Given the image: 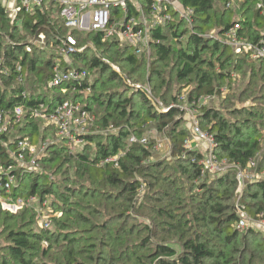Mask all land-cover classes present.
I'll use <instances>...</instances> for the list:
<instances>
[{"label":"trees","instance_id":"16d2710c","mask_svg":"<svg viewBox=\"0 0 264 264\" xmlns=\"http://www.w3.org/2000/svg\"><path fill=\"white\" fill-rule=\"evenodd\" d=\"M177 1L193 9L192 29L176 17L154 29L149 57L136 55L131 45L102 41L100 32L83 35L68 29L40 11L12 25L0 6V108L51 107L72 98L96 114L94 131L80 149L70 152L68 139L52 141L39 157L37 171L23 169L11 157L14 133L2 136L0 164L12 165L16 174L12 196L52 201L42 208L51 220L48 227L38 224L33 209L30 216L26 207L16 215L0 205V264H264V237L253 228L235 226L233 201L234 165L243 168L256 158L257 169H264V59L256 68L248 55H235L222 39L208 34L215 30L222 36L238 23V34L258 41L264 37V15L256 7L258 0H239L234 7L226 6L229 0ZM68 34L82 49L72 52L70 61L58 51L60 38ZM41 36L45 45L32 41ZM58 62L95 76L78 83L74 92L71 84L50 87ZM241 76L248 77L246 83L232 91ZM223 87L229 92L218 106L196 105L195 114L200 127L215 136L216 155L233 166L201 176L202 153L183 146L190 130L180 96L186 93L188 103L202 95L220 97ZM153 96L171 107L161 110ZM41 124L27 112L16 131L32 143L46 141L47 127ZM150 127L170 141V162L153 157L139 143L126 150L129 133L140 136ZM120 151L125 153L117 166L99 163ZM65 163L83 182L71 185L75 179L64 175ZM44 168L61 173V179ZM241 203L251 216L264 212V177L245 184Z\"/></svg>","mask_w":264,"mask_h":264},{"label":"built area","instance_id":"2783aa9c","mask_svg":"<svg viewBox=\"0 0 264 264\" xmlns=\"http://www.w3.org/2000/svg\"><path fill=\"white\" fill-rule=\"evenodd\" d=\"M175 0H0V6L7 15L12 25H21L26 15H34L39 11L50 14L56 12L63 21L64 27L74 29L81 34L83 32H100L102 41L114 40L118 43H125L133 47L136 55L148 54L150 52V43L152 31L156 28H163L168 25L175 17L185 20L191 24L193 21V9L183 7L181 3ZM239 0H229L227 7H234ZM256 7L264 15V0H258ZM18 25V26H19ZM240 24L226 30L223 35H212L222 39L229 45L235 55L246 54L252 60L261 61L264 59V37L258 41H250L246 37L238 34ZM182 38V37H181ZM40 39L33 38L32 41L43 43ZM61 45L58 48L59 54L68 57L72 52L82 50L77 47V39L71 34L60 38ZM105 62L109 61L104 59ZM115 70L118 67L113 65ZM20 70V67H18ZM88 78V72L79 69L76 66L67 68L61 67L56 63L52 67V74L49 81L50 87H57L64 84L73 85L72 91L77 90V84ZM19 81L22 77H19ZM224 90V89H223ZM90 87H85V92H89ZM149 96H152L150 89H147ZM214 96L202 95L191 103L187 101V94L180 96L182 104L181 109L187 116L190 125V136L184 140L185 149H197L202 153L199 160L201 165V176L221 174L230 165L225 160L219 159L215 153L217 141L213 133L203 130L195 114L196 105H206ZM158 107L165 111L171 105L165 106L156 101ZM27 112L36 118L42 120V129L53 127L56 139H68L73 143H79L82 146L85 143V137L92 133V121L94 115L91 114L84 103L80 100L67 98L59 103L47 107L40 103L38 107H24L23 105H14L10 108H0V140L2 136L9 131L14 133L10 138L13 142V149L10 155L23 169L37 171L39 167L38 159L45 153L50 144L49 141H39L32 143L28 138L19 137L16 127L23 125L26 120ZM134 143L144 145L152 152L159 151L161 145L158 140L151 139L147 133L140 136L129 133L126 142V150ZM164 156L170 157V141L166 139ZM4 145L6 143H3ZM201 149V150H200ZM125 151H120L114 156H109L100 160V164L112 162L115 166L119 164V158ZM237 168L236 181L238 185L235 198V208L238 213V220L235 226L240 229L253 228L264 232V212L257 216H251L245 210L240 201V192L249 180L264 177V169H257V159H250L247 165ZM13 166L0 164V203L4 206L22 207L26 204L37 201L35 196L24 198L18 196L14 198L11 194L12 188L16 185V174L12 172ZM46 204V201L45 203ZM51 220L43 219L42 226L48 227Z\"/></svg>","mask_w":264,"mask_h":264},{"label":"rangeland","instance_id":"374dc122","mask_svg":"<svg viewBox=\"0 0 264 264\" xmlns=\"http://www.w3.org/2000/svg\"><path fill=\"white\" fill-rule=\"evenodd\" d=\"M175 1H177V0H175ZM174 1V2H175ZM178 2V1H177ZM179 3V2H178ZM236 9H240V7H236ZM51 15H52V17L53 18H55V19H60L61 20V18L59 17V15L56 13V12H52L51 13ZM234 16H235V18H240V16H241V14L239 15H236V14H234ZM177 18V20L179 19L178 17H176ZM186 26V28L188 29V31H190L191 29H192V24H193V22L191 23V24H189V23H187V22H185L184 23ZM18 25H19V23H18ZM83 35H85V34H87L86 32H83L82 33ZM208 34H210V35H214V36H216L217 34H216V31L215 30H212V31H209V33ZM39 44H44V42L43 43H39ZM125 43H120V45H124ZM45 45V44H44ZM47 48L48 49H51V47L50 46H47ZM151 53H152V50H151V48H150V52L148 53V54H143V55H145V57H149L150 55H151ZM248 58V57H247ZM63 59H67L68 61H70V58L69 57H64ZM66 60V61H67ZM248 60L249 61H253V62H255L254 63V65H255V67L256 68H258L259 66H260V61H257V60H250V58H248ZM111 65V67L113 68V65H115L116 67H118L116 64H110ZM114 70H115V68H113ZM116 71H118V72H120V68L118 67V70H116ZM88 74H89V76H88V80H89V82H91L92 81V79L94 78V76H95V74L94 73H92L91 71H89L88 70ZM247 79H248V77L247 76H245V77H237V80H236V82L232 85V91H235V92H238V91H240L242 88H243V86H244V84L246 83V81H247ZM43 89V88H42ZM223 95H221L220 97L218 96H216V97H213L212 99H211V101H209L208 103H206V105L207 106H218V104H220V101H221V99L222 98H224V97H226L227 96V94H228V92H229V89L227 88V87H223ZM154 97V96H153ZM154 99L155 100H157L155 97H154ZM87 102V101H86ZM157 102H160V103H162L161 101H159V100H157ZM246 102H249V105H251V101L250 100H247ZM245 102V103H246ZM163 104V103H162ZM164 105V104H163ZM166 106V105H165ZM91 114L92 115H94V120H95V116H96V114H95V112H91ZM183 118L185 119V121H184V125L185 126H189L190 125V123H189V121H187V116L186 115H184L183 114ZM98 117V116H97ZM94 125V121H92V126ZM94 131V130H93ZM54 128L53 127H49V128H47L46 129V131H45V137H46V140L47 141H49V143L51 144V142L52 141H55L56 140V137L54 136ZM43 133V132H42ZM145 133H147L148 135H149V137L151 138V139H155V141L156 140H158L159 141V143H160V145H161V149L159 150V151H154L153 152V157H157L158 159H165L166 157L164 156V151H165V143H164V141L167 139L166 137H164L160 132H158L155 128H152V127H150V128H148V130H147V132H145ZM263 133H264V129H263ZM49 144V145H50ZM263 146H264V143H263ZM80 144L79 143H73V142H71V141H69V145H68V149H69V151L70 152H75V150H77V149H80ZM201 150V149H200ZM92 151H94V149H93V145H92V148L90 149V150H88V153H92ZM165 160H167L168 162H170L171 161V158L170 157H168L167 159H165ZM64 165V167L62 168V169H67L65 172V174L64 175H68L69 177H73L72 179H75V180H73L72 181V183H71V185H76V184H79L80 182H83V181H80V182H77L78 180L77 179H79V175L78 174H74V169L72 168L73 167V165L71 164V163H65V164H63ZM44 170V172H46L47 174H50V175H53V177H55L57 180H60L61 179V173H58L57 175H55L54 174V172L52 173V171H50L48 168L46 169V168H44L43 169ZM80 180H82V178L80 177ZM57 183H58V181H57ZM144 189V188H143ZM143 189H141L140 190V192H139V196H141L142 197V193H143ZM237 189H238V185H237ZM237 189H236V192H235V195H234V200L233 201H235V198H236V195H237ZM244 189V188H243ZM243 189H242V191L240 192V194H241V196H240V201H241V199H242V194H243ZM44 201V202H43ZM42 202H40V201H38V198H37V201H35V202H32V203H29V204H26V205H24V206H22V207H17V208H15V207H13V206H4V205H2L1 203H0V205H1V208H2V210H4V211H8V212H10V213H15L16 215H21L22 213H21V210H23L25 207L26 208H28L27 210H29V211H27V213L26 214H30L31 213V209H33V211H35L36 213H37V216H38V224L39 225H41L42 226V223H43V219L45 220L46 218H48L49 216H47L46 214H45V212H44V210H42V208H45L48 204H50L51 203V201L52 200H50V198L47 200V199H45V200H43ZM45 201H46V204H44L45 203ZM46 205V206H45ZM85 208V207H84ZM21 214H20V213ZM18 213V214H17ZM24 214V213H23ZM45 214V215H44ZM62 214V213H61ZM61 214H59V213H57V215H61ZM88 215H89V217L90 218H93V216L91 215V213L89 212V210H88ZM30 216V215H29ZM139 219H138V221H143L144 219L142 218V217H138ZM96 220L97 221H100V219L99 218H96ZM37 227H38V225H37ZM39 228V227H38ZM261 234H262V236L264 237V232L262 231V230H260L259 231ZM0 241H2L1 240V238H0ZM43 245H45L46 246V243L44 242V244Z\"/></svg>","mask_w":264,"mask_h":264}]
</instances>
